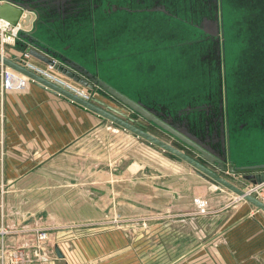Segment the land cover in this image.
<instances>
[{
	"label": "crops",
	"instance_id": "1",
	"mask_svg": "<svg viewBox=\"0 0 264 264\" xmlns=\"http://www.w3.org/2000/svg\"><path fill=\"white\" fill-rule=\"evenodd\" d=\"M3 26L0 20V28ZM85 37L57 41L61 46L72 45L70 51L77 44L84 48L86 42L89 50L83 53L78 49L77 56L82 61L101 59L99 23L89 26ZM4 46L7 57H22L11 45ZM175 56L179 59L177 54L154 59L172 67ZM27 60L35 67L48 68L38 60ZM5 67L0 62V231L6 232L3 240L7 248L32 250L38 232L47 229L45 257L35 264H106L110 259L109 264H137L136 243L122 244L115 238L129 229L130 234L140 229L167 237L171 220L165 222V217L171 215L184 226L193 220L196 198L205 196L210 215L217 218L213 221L217 228L220 220L215 234L179 256L147 264H264L263 211L249 202L236 205L238 196L225 193L190 166L171 161L133 133L38 84L3 90L1 71ZM128 75L130 84L125 89L151 101L146 93L154 85L153 76ZM171 79L172 72L164 73V82H170L174 93L183 82ZM84 90L91 98L118 109L112 99L98 95L99 90ZM262 128L255 131L264 133ZM247 143L250 146L237 143L235 152L253 153L254 147L249 140ZM139 217H162V223L147 220L149 225L140 228L116 225L118 219L136 221ZM157 248L164 251L170 246L162 242ZM125 249L130 250L128 259L134 257L133 263L125 258L121 262ZM102 257L108 259L102 261Z\"/></svg>",
	"mask_w": 264,
	"mask_h": 264
},
{
	"label": "flooded vegetation",
	"instance_id": "2",
	"mask_svg": "<svg viewBox=\"0 0 264 264\" xmlns=\"http://www.w3.org/2000/svg\"><path fill=\"white\" fill-rule=\"evenodd\" d=\"M12 1L27 4L34 10L38 40L43 44L53 43L57 50L69 56L79 58L78 49L86 53L87 48L77 44L76 49L70 51L72 45L61 46L58 41L83 38L89 26L99 23L101 59L95 58L92 62L79 58L86 67L95 73L101 72L102 80L131 99L155 109L172 130L206 154L210 155L209 148L230 157L227 165L233 161L235 165L246 167L264 164L256 160L236 161L234 152L237 143L246 144L242 135L247 130L264 127V0ZM238 6L243 9L237 10ZM175 23L185 30L184 35L170 36L169 27ZM215 23L217 34L207 33L205 29H214ZM171 39L178 41L173 44L176 48L177 45L184 47L185 56H179L178 61L184 63L187 57L190 59L191 79L180 83L174 93L164 82V73L172 72L175 65H163L161 60L154 59L169 54ZM128 74L142 79H146L147 74L153 76L154 85L146 93L151 101L125 90L124 84H130ZM101 97L112 99L119 106L118 110L143 123L151 135L203 163L196 147L140 119L102 91ZM153 146L171 161L190 166L203 179L224 190L184 160ZM218 173L232 181L233 175ZM245 175L240 174L243 178Z\"/></svg>",
	"mask_w": 264,
	"mask_h": 264
},
{
	"label": "water",
	"instance_id": "3",
	"mask_svg": "<svg viewBox=\"0 0 264 264\" xmlns=\"http://www.w3.org/2000/svg\"><path fill=\"white\" fill-rule=\"evenodd\" d=\"M33 12L34 10L27 4L17 3L12 0H0V20L7 24L8 29L18 25L21 27L13 47L17 51L25 54V58L7 57L0 50V62L3 65L25 75L31 80H34L36 84L78 107L91 111L100 118L107 119L118 125L120 128L135 134L137 137L179 157L197 169L204 178L213 179V181L221 187L232 191L238 197L243 198L245 201L253 204L259 210L264 212V202L258 199L256 193H246L244 188L234 184L232 181H229L218 173H229L231 175L246 174L244 179L249 181L253 186H264V164L246 167L235 165L233 161L227 165V161H231L230 157L227 158V156L220 155L219 152L209 148H207V152L210 153V155L206 154L200 148L194 146L184 138L180 133L178 134L172 130L169 125L159 118L160 114L155 109L145 106L140 101L131 99L121 91L117 90L114 86L102 80L101 72L98 74L91 71L78 57L69 56L60 52L56 49V46H54L53 43H51V45L43 44L38 40L37 26L34 24ZM205 30L211 35H216V23L214 29L206 28ZM22 44H25V47H21L20 45ZM27 57L40 61L48 68H51L54 72L62 75L84 89L91 91H96L97 89L99 90L98 95H101L102 91L122 105L125 110L138 115L140 119L159 127L163 131L170 132L175 136L177 135L181 141L198 149L201 153L203 163L151 135L145 130L146 126L143 123L130 118L124 111L109 106L95 97L87 100L85 97L79 96L62 87L61 84L50 81L48 78L42 76L40 72L36 71L34 65L28 62ZM57 255L60 258L63 257L59 252Z\"/></svg>",
	"mask_w": 264,
	"mask_h": 264
},
{
	"label": "rangeland",
	"instance_id": "4",
	"mask_svg": "<svg viewBox=\"0 0 264 264\" xmlns=\"http://www.w3.org/2000/svg\"><path fill=\"white\" fill-rule=\"evenodd\" d=\"M238 9L241 10V9H243V7L238 6L237 10ZM251 9L252 8H250V10ZM176 33L179 36L180 34L184 35L186 32L183 28H180L179 25H177L176 23L171 24L169 27L170 36H174ZM97 36L99 39L100 35L97 34ZM84 37L85 36L83 35L82 39H84ZM0 39H1V37H0ZM171 40H173V39H171ZM99 44H100V41H99ZM177 44H178V41H177ZM10 45H11V47H13L15 44L7 43V44H5L4 47H7V46L10 47ZM83 46L89 49L88 43L83 44ZM81 47H82V45H81ZM0 50L4 54L5 48H3V46H2V41H0ZM15 51L17 52V54H23L21 56L24 57V55H25L24 53H20L17 50H15ZM170 54H177L178 56L183 57L184 47L182 48V46L177 45V48H176L175 46L170 45L169 55ZM5 56H7V55H5ZM29 58H31V57H27V59H29ZM31 59H34V58H31ZM171 61L173 64H175V65L177 64L176 67H174L172 69L171 81L184 82L185 80H187L186 83H188L191 79V77L189 76V72H188V69L190 66L189 57L186 58L184 63L178 62L177 56H175ZM185 65H186V67H184ZM188 76H189V81H188ZM110 80L112 82H114V80H112V79H110ZM168 84H170V82H168ZM124 85L127 86L128 84H124ZM168 88H172V87L169 85ZM187 88L192 90V91L196 90V88H192V89L190 87H187ZM125 90L128 91V88ZM246 132L247 133H244L242 135L243 140H245V142L247 144L245 146H250L247 143V141L249 140L251 143V146L254 147V152L253 153H238V152L234 151L236 154L235 156L239 157L241 159H244V160H256L257 162H264V138H263L264 133L261 131L260 132H257V131L253 132L252 130H247ZM164 155H165V153H164ZM155 157H157V156H155ZM231 177L233 179L232 182L234 184H236L238 186H240V185L243 186L242 188H244L245 190H248L252 186V184L249 181L245 180L240 175H233ZM223 191H225V193H228L230 195L237 196L235 193H233L232 191H230L228 189L224 188ZM204 197L201 196V198H204ZM205 200L208 202V208H207L208 212L205 214L199 213L197 211L196 203L194 202V206L196 209L193 210V214H194V216H192L193 220H190L189 222L185 223L184 226L179 225L176 222V221H178V219L173 218L171 215L168 217H165V218H167V219H165V222L171 220V224L168 227L169 229H167L170 234L167 237L162 236L161 232L158 233V231H157V233L156 232L151 233L150 231L147 232V230H140V229H138L137 234H130L129 233L130 229H129L126 234H121V235L119 234L120 236L117 237V239L115 238V241L116 242L119 241L122 244H125L126 242H129V241H132V243H136V245H137L136 263L137 264H147L149 261L154 260V259L159 262L162 259L167 258V257L171 258V257L179 256V255L183 254L184 252L188 251V249L190 247H192V246L194 247L197 244H200V243L208 240L211 236H213L215 234L216 230L218 228H220V226H219L220 220H218V224H219L218 228L216 225L213 224V221H215V219H217V218H216V216L210 215L211 208H210L209 199L208 200L205 199ZM243 202H247V201L242 199L239 202L237 201L236 205L243 203ZM161 219H162V217H158V219L156 217L153 220H155L154 222H161L162 223ZM147 220H152V219H147L145 217H139L135 221V219L124 218V219H118L116 222V225L117 226H119V225L137 226L138 228H140V227H146L149 225V223H147ZM156 220H158V221H156ZM162 226H163V224H162ZM144 229H146V228H144ZM40 231H46L49 233V231L47 229H43ZM179 231L181 232V234H178ZM162 242H164L165 245L167 244V246H170V248L166 249L164 251H162V249L157 248V245L160 246L162 244ZM150 245H154V247H153L154 249H152V248L149 249V247H151ZM205 251L207 252V250H205ZM112 252H113V250H111V253ZM128 252H130L129 249H127V251H126V249H125V251H122L121 262L124 263V258L127 259L128 261H131L132 263L135 261L134 257L130 260L128 259V257L130 256L128 254ZM134 252H135V250H134ZM149 254H153V256H151ZM208 254H210L209 250H208ZM189 257H190V255H189ZM107 259H108L107 257H102L101 260L104 261ZM111 261H112L111 259L106 261V264H109Z\"/></svg>",
	"mask_w": 264,
	"mask_h": 264
},
{
	"label": "built area",
	"instance_id": "5",
	"mask_svg": "<svg viewBox=\"0 0 264 264\" xmlns=\"http://www.w3.org/2000/svg\"><path fill=\"white\" fill-rule=\"evenodd\" d=\"M21 27L18 25L16 27H12L8 29L7 24L4 23V26L0 28V37L2 41V46L5 44H15L17 40V36ZM36 71L40 72L42 76L48 78L52 82H57L61 84L62 87L68 89L69 91L85 97L87 100L91 98V96L86 93V91L73 84L70 80L67 81V78L64 79L63 76L54 72L51 68L41 69L39 67H35ZM1 82L3 90H23L29 83L36 84L34 80L29 79L25 75L9 68H2L1 71ZM246 193L249 194H257L259 200L264 202V186H251L248 190H245ZM243 198L237 197L235 202L241 201ZM197 211L199 213L205 214L208 212V202L201 197H197L195 200ZM6 232L0 231V264H35L38 261H42L45 257L46 253V241L49 238V233L46 231H39L36 237V245L32 250L25 248H15L9 249L6 247L4 243V236Z\"/></svg>",
	"mask_w": 264,
	"mask_h": 264
}]
</instances>
